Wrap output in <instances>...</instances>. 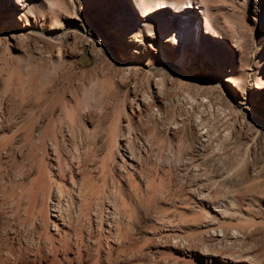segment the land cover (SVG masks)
Instances as JSON below:
<instances>
[{
    "label": "rangeland",
    "instance_id": "374dc122",
    "mask_svg": "<svg viewBox=\"0 0 264 264\" xmlns=\"http://www.w3.org/2000/svg\"><path fill=\"white\" fill-rule=\"evenodd\" d=\"M29 1L18 13L0 6V32L28 21L42 33L0 36V258L11 246L20 264H51L45 237L58 242L59 231L42 221L59 204L63 224L72 218L60 262L80 253L77 264H264V0H198V31L216 42L192 50L185 30L168 60L185 48L192 80L165 69L158 98L156 30L126 38L119 22L114 32L102 0ZM129 1L128 23L138 11ZM149 19L162 29L158 14ZM119 61L136 62V73ZM133 92L151 99L154 120L131 106ZM73 228L86 244L78 251Z\"/></svg>",
    "mask_w": 264,
    "mask_h": 264
},
{
    "label": "bare ground",
    "instance_id": "6f19581e",
    "mask_svg": "<svg viewBox=\"0 0 264 264\" xmlns=\"http://www.w3.org/2000/svg\"><path fill=\"white\" fill-rule=\"evenodd\" d=\"M0 1H3V4H4L3 5L0 2V4H1L0 6H2V7L3 6H6V7L10 6L11 8H13V11L15 13H18L19 11H24L26 8H29V2H30L29 0H0ZM102 1L105 2L107 4V7H109V9H110L109 18L107 20H108V24H110L113 27L114 32H117V33L122 32L121 27L119 25V22H125V25L127 26V27L126 26L124 27V32L126 33V35H125L126 38H128V36L132 32H134L135 30H140L142 28L145 30L154 29V31L156 30L158 32L155 44L151 45V47L153 49H155V56L157 58V63L159 66L158 67V74H160L158 76V78L156 80H154V86L157 89V93H155L157 98L161 97V95L163 94L164 83H163L162 73L164 72L165 69L173 70L174 73H176L179 76L178 78L181 81H184L185 83H187L186 81L192 80L191 77L186 75L182 70V67L184 66L185 60H186L185 59L186 58V49L185 48L181 49L180 52H178V54L175 57V59L177 60L175 63H170L168 60L169 56H168L167 48H169L171 50H173V49L178 50L179 47L176 44V40L181 42L182 37L185 38V35H186V34H184L185 30L189 29L190 33L188 34L187 33L188 31H187L186 33L188 34V36L186 35V37H187L188 42H190L193 46L191 48L192 50H195L199 46L198 44L195 43V41L199 42V44L202 40H205V39L208 41H211V42H216L215 39H213V38H211L205 34L207 32L203 33L202 31H198L199 24H200L201 20L204 17V14H205V6L198 0H169L168 2H166L164 0H130L129 2H131V4H133V7L135 6L138 11L136 10L137 12H135L134 9L132 10V8H131V12L133 13V16H135V18L130 19L129 23L127 22L128 18H126V17L124 18L122 16V13H121L123 6L126 8V3H125L126 0H102ZM3 8H5V7H3ZM120 8H121V10H120ZM129 8H130V6H129ZM5 10H6V8H5ZM139 12H140V14H139ZM154 14L159 15V18L163 24L162 29H159L157 24H155L154 21L153 22L150 21V19H149L150 16H152ZM8 16H10V15H8ZM27 22L25 23V25H20L21 28L18 27V29H16V30L0 32V36L4 35L5 37H10L12 40H14V41L16 40L18 42L19 40H21V41L27 40V39H25V37L27 36L26 34H28V32H29V34L30 33H36V34L42 35L41 32H38L35 30L34 25L30 24V26H29L27 24ZM26 25H28L29 28ZM129 25H131V26L129 27ZM193 25H197V28L196 29L192 28ZM208 26H212V21L205 18L204 19V28L206 29ZM159 31H160V34H159ZM63 35H64V33L61 32V33L57 34L55 37H50V38L54 42L61 43L62 39H63ZM23 42H25V41H23ZM105 45L107 47H110L109 44H105ZM207 48H209V50H212V49H210V47H207ZM59 50H58V56L57 57L60 58V51ZM229 53H231V50L229 51ZM118 63H119V66H121V70L123 72L126 71L128 75L135 74L137 67L139 66L136 62L125 63V62L119 61ZM149 71H152V70L149 69ZM226 81L231 83L234 87H238V83H237L236 79H234L233 77L229 76L226 79ZM223 88L226 89L225 87H223ZM133 94L134 95H133V98L131 100V106L134 105V107H136V109L139 112L142 110L141 108L144 107L145 109H147V113H149L148 119L154 120L155 117H154V113H152L151 99H149L146 96V94L139 95L138 93H135V92H133ZM240 111H242V109ZM54 113H55V109L53 108L50 112V116L53 117ZM35 118H36V115L33 114V117L31 118L30 124H29L30 134H33L34 130L37 128V119H35ZM50 120H52V118ZM118 121H119V119H118ZM118 123L119 122H117V128L119 126ZM116 130L117 129H115V131ZM127 135L129 137V141H126V142H127V145H129V149H131L133 147L132 146L133 145V140H132L133 138L130 139L131 138L130 133H128ZM113 139H114V143L116 146L117 139H118V133H115V137ZM130 159H131V161L134 160V158H132V157H130ZM130 163H131L130 165H132V162H130ZM51 178L52 177H50V179ZM59 188H61V187L57 186V189H59ZM104 197H106V199H109L108 198L109 195L107 193H104ZM56 209H57V210H55L56 213L54 215L49 214V216H48L47 212L45 211L44 212V220L42 221L43 222L42 224L44 225V227H48V225H52L55 232L59 231L57 233V235L59 236L57 239L58 242L54 243L52 236L51 237H45L46 239L44 238L49 243L48 250L46 252L47 253L46 256H49V260H50L51 264H57V263L58 264L59 263L64 264L65 262H66V264H71L73 262L72 259L64 258L62 262L58 261V259H57V255L60 252H64V251L66 252L69 248H71L70 247L71 235H70V233L66 232L63 228V227L67 228L66 229L67 231L72 230L70 227V225H72V223L70 221L71 216L69 214H66V216L67 217L70 216V218L69 217L67 218L68 223L65 226L63 224L64 220H65L64 219L65 216L63 214L64 212L61 209V207L59 206V204L56 206ZM67 211H68V209H67ZM48 217L51 218L50 221L48 220ZM71 220H72V218H71ZM60 221H61V226L59 224ZM60 227H62L63 229ZM78 227H79V225H78ZM109 227H110V225L108 226V221H105V222L100 221V224L98 226V230L100 232H102L104 230L106 233L109 234L111 232V229ZM45 229H47V228H45ZM80 231L73 228V234L75 233L74 236L76 237L74 245L77 244V246L84 243L83 238L81 236L82 232L80 233ZM90 231H91V229H90ZM1 241H0V244H1ZM97 243H98V241H97ZM2 244H4V242H2ZM5 245L7 246V244H4V247H5ZM39 245H41V244H39ZM84 245H86V244L84 243ZM77 246L75 245V248ZM38 247H40V246L37 245V248ZM99 247H101V245ZM109 248L110 247L108 246V250H107L108 254L111 252ZM18 249H19V252H17V254H14L15 252H14L13 248L11 246H9V248L4 251V254H3L4 258H3V256H2V258H0V264H7V261H8L7 260L8 258L6 259L7 256L12 258V262L10 264H20L19 261H21V259H22V251H21L22 249L21 248H18ZM39 249H41V248H38L36 251L39 252ZM77 251H78V249H77ZM38 252H36L37 257H35L33 259H38L39 261L43 260V259L45 260V257L43 255H39ZM34 254H35V252H34ZM41 254H43V253H41ZM77 254H78V252H77ZM79 255H80V253L78 254V259H77L78 262L77 263H79V261H81V259H82L81 255L80 256ZM32 256H34V255H32ZM93 264H100L99 259H97V261Z\"/></svg>",
    "mask_w": 264,
    "mask_h": 264
}]
</instances>
